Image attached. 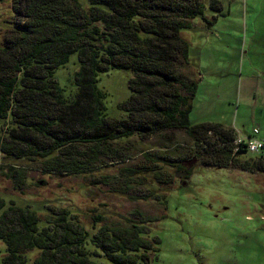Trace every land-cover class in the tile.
Returning a JSON list of instances; mask_svg holds the SVG:
<instances>
[{
	"label": "trees",
	"instance_id": "trees-1",
	"mask_svg": "<svg viewBox=\"0 0 264 264\" xmlns=\"http://www.w3.org/2000/svg\"><path fill=\"white\" fill-rule=\"evenodd\" d=\"M85 1L86 6L78 0H12L11 28L0 42V118L9 113L13 124L0 135L4 158L24 160L41 174L90 173L128 160L130 137L145 140L182 131L194 146L189 151L193 158L143 153L134 172H151L155 182L169 184L171 177L158 164L186 178L198 161L264 174L260 158L233 150L231 126L188 120L196 82L179 32L189 26L188 19L202 14L203 0ZM72 53L78 69L76 91L68 101L53 73ZM113 68L131 73L129 97L119 106L123 118L105 115V95L96 86L98 74ZM25 173V167L9 165L2 175L20 190ZM91 183L107 184L108 179L93 177ZM152 193L147 189L135 198ZM153 196L157 201L162 197ZM46 209L38 215L12 202L4 208L0 197L2 264H26L25 254L33 249L37 255L31 264H98V257L109 264H148L157 250V239L148 236L145 224L154 219L143 218L139 210L124 225H101L88 237L67 209Z\"/></svg>",
	"mask_w": 264,
	"mask_h": 264
},
{
	"label": "rangeland",
	"instance_id": "rangeland-1",
	"mask_svg": "<svg viewBox=\"0 0 264 264\" xmlns=\"http://www.w3.org/2000/svg\"><path fill=\"white\" fill-rule=\"evenodd\" d=\"M78 1L86 6L85 0ZM11 2H0V42L11 28ZM203 7L202 14L188 19L189 26L179 32L187 45L190 76L196 82L188 120L191 124L219 123L242 132L257 128L264 136V0H203ZM77 69V57L72 53L54 70L65 100L70 101L76 91L73 75ZM185 72L189 74V68ZM130 77L127 69L98 74L96 86L105 95L106 116L125 117L119 106L129 97ZM7 126H13L9 113L0 118V135ZM127 141L132 145L128 160L90 173L41 174L24 160L15 162L0 154L4 208L12 202L45 215L47 206L63 207L88 237L101 225H124L126 218L134 219L136 209L143 218L154 219L145 222L148 236L157 239V250L148 264H264L263 173L196 161L185 178L174 167L158 164L171 177V183L159 184L151 172H134L143 153L191 159L192 143L182 131ZM241 156L254 157L249 153ZM9 165L26 169L20 190L2 175ZM101 176L107 177V184L91 183L93 177ZM147 189L154 191L150 197L135 198L145 195ZM154 194L162 196L159 201ZM96 215L101 220H95ZM43 223L40 219L38 224ZM86 248L94 249L88 240ZM4 254L0 242V264ZM25 255L26 264H31L37 250ZM95 260L109 264L103 257Z\"/></svg>",
	"mask_w": 264,
	"mask_h": 264
},
{
	"label": "built area",
	"instance_id": "built-area-1",
	"mask_svg": "<svg viewBox=\"0 0 264 264\" xmlns=\"http://www.w3.org/2000/svg\"><path fill=\"white\" fill-rule=\"evenodd\" d=\"M234 138L232 140L233 150H242L244 153L252 154L264 162V136L257 128L250 132L238 131L234 127Z\"/></svg>",
	"mask_w": 264,
	"mask_h": 264
},
{
	"label": "crops",
	"instance_id": "crops-1",
	"mask_svg": "<svg viewBox=\"0 0 264 264\" xmlns=\"http://www.w3.org/2000/svg\"><path fill=\"white\" fill-rule=\"evenodd\" d=\"M232 127V126H231Z\"/></svg>",
	"mask_w": 264,
	"mask_h": 264
}]
</instances>
